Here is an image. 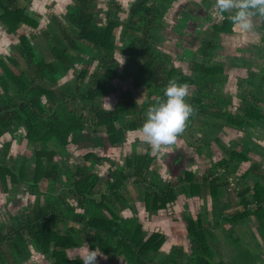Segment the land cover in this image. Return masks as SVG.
<instances>
[{
  "label": "trees",
  "instance_id": "trees-1",
  "mask_svg": "<svg viewBox=\"0 0 264 264\" xmlns=\"http://www.w3.org/2000/svg\"><path fill=\"white\" fill-rule=\"evenodd\" d=\"M20 1L27 0H0V26L9 34H16L23 25L38 26L35 19L25 14ZM173 2L135 1L127 20L121 22L126 48L120 50L128 59L124 75L119 73L115 58L117 13L111 15L107 25H99L95 15L97 0H73L69 21L75 32L61 23L54 25L62 32L66 47L61 50L54 46L52 61L43 57L33 45L31 35L23 31L19 33L14 54L0 56V139L14 136L19 140V150L25 147L30 152L6 160L9 146L4 145L0 151L1 189L8 192L9 181L25 182L30 194L37 193L45 200L35 210L23 214L16 224L6 223L4 230L0 229V264H23L30 246L46 256L50 264H81L68 251L85 244L109 260L123 257L127 264H156L165 236L153 234L144 241L142 225L136 218H123L114 212L117 202L126 207L121 190L130 179H134L138 191L143 190L145 208L150 214L174 206L178 199L184 201L188 211L189 200L211 199L209 209L201 205L190 218L186 215L182 218L192 242L193 258L181 251L179 241L164 264H220L212 260L215 253L211 243L216 231L221 230L227 241L238 245L241 238L235 235V227L249 219L264 241V174L258 173V177L254 166L237 174L238 165L250 160L251 150L234 145L229 160L219 161L201 176L186 170L180 156L179 160H183L180 163H169L168 180L158 173L152 150L135 155L114 169L105 164L110 158L96 151L111 152L126 142L128 133L140 131L147 112L164 99V89L170 82L186 84L187 90L196 93L185 98L193 113L184 129L203 123L213 125L215 130L241 132L247 122L264 124L260 111L263 105L257 99H252V106L242 117L230 111L229 102H225L218 89L225 79L221 78L224 76L221 66L214 63L216 42L221 34L233 33L232 13H224L222 24L212 27V39L202 47V63L195 62L193 75L187 76L175 69L168 55L155 44ZM252 17H259L260 29L264 31V16ZM76 61L84 67L78 73L81 79L87 77L88 67L96 61L101 73L92 77L86 91L70 85L57 88ZM116 80L121 82L120 88L114 86ZM132 89L145 90L142 105L134 98ZM254 93L258 91L248 92ZM109 99H117L114 110L104 108ZM73 153L82 155L83 162L68 165ZM99 169L104 177L99 175ZM220 169H224L223 175L215 177ZM150 176L157 182L150 180ZM249 176L254 181L252 187L245 184L237 189V182L233 184L232 180L243 181ZM56 185L65 187L61 195L55 194ZM103 186L108 192L102 193L99 201L95 195ZM232 188L239 197L238 203L231 204L228 195ZM70 198L76 200L83 212L77 213ZM239 206L241 211L234 210ZM205 217H212L215 225L209 224ZM70 224L73 226L66 228ZM235 257L232 264H255L259 258L247 252Z\"/></svg>",
  "mask_w": 264,
  "mask_h": 264
},
{
  "label": "rangeland",
  "instance_id": "rangeland-1",
  "mask_svg": "<svg viewBox=\"0 0 264 264\" xmlns=\"http://www.w3.org/2000/svg\"><path fill=\"white\" fill-rule=\"evenodd\" d=\"M135 1L97 0L95 15L99 25H107L111 20V15L113 17L114 13H117V18L114 20L118 22L115 29V39L118 47L115 58L119 63L118 71L122 75L126 71L128 59L120 50V48L123 49L126 46V42L122 37L123 25L121 22L127 20ZM215 3L216 0H174L166 12L165 24L163 29L157 33L155 44L164 54L168 55L172 66L184 75H193V64L195 62L202 63L203 60L200 56L202 47L212 39V27L222 24L224 17L223 14H218ZM20 6L24 8L25 14H28L38 23L37 28L23 25L20 31L31 35L33 45L46 60L52 61L54 59L52 53L54 46L61 50L66 47L62 32L55 29L54 25L61 23L68 27L71 32H75L69 21V8L73 6V0H27L25 2L20 1ZM228 13H232V10H229ZM252 22V30L243 36H237L235 33L221 34L216 42L218 50L215 52L214 59V63L217 66H221L224 73V76H221V78L225 79V83L218 88L221 96L226 103L229 102L231 106V108L229 107L230 111L242 117L244 116L243 112L252 106L253 98L257 99L260 102L259 104L264 106V31L260 29L259 17H252ZM20 31L16 34H9L0 26V56L14 54L15 48L18 46ZM70 53L74 56L77 55L72 50H70ZM83 68L79 61L74 62L70 66L68 74L62 78L57 88L70 85L73 88L78 86L80 91L88 90L92 77L96 73H101V69L96 61L88 67L87 77L81 79L78 73ZM128 84L130 86L129 78ZM121 85V82L118 80L114 82L115 87L120 88ZM254 89L258 93L249 95L248 92ZM132 91L136 101L139 105H142L145 102V90L135 91L132 89ZM187 91L188 95L186 97L196 95L193 91ZM116 100L109 99L105 101L104 108L114 110L116 108ZM215 104L217 105V102ZM260 111L262 112V109ZM216 124L220 125V123ZM246 124L247 126L243 127L241 132H229L215 130L213 125L198 123L184 129L182 133L177 135L173 144L161 146L159 150L145 143L141 131H136L128 133L126 142L113 148L111 152L101 154L103 150L96 149V151L100 152L102 157L110 158V161L105 164L112 166L114 169L115 165H123L127 160H132L135 155L147 154L149 150H152L151 155L156 159L158 173L164 180H168L170 178L168 165L170 162L180 163L183 161L179 160L180 156L184 158L183 166L185 167L186 163V170L197 176H201L205 173V170H210L213 165H218L219 161L223 159L229 160L233 146L237 145L252 151L249 154L250 160L238 165L237 174L243 173L251 166H254L256 175L258 173L264 174V124L261 122L256 127L253 126V122H247ZM4 145L9 146L6 160L8 158L15 159L20 153L30 154L25 147L19 150V140L14 136L5 135L2 137L0 139V151H2ZM81 156L79 153H73L68 165L83 162ZM32 167L33 165L29 163V168ZM99 170V175L104 177V172L101 169ZM223 173L224 169H220L215 177H221ZM28 178H31V173L28 174ZM151 179L157 182L152 176H150ZM232 181L233 184L237 182V185L235 184L237 189H241L245 184L252 187L254 182L252 176L243 181L239 179ZM7 188L8 192H2L0 185L1 230H4L3 228L6 223L16 224V220H21L24 216L23 214L35 210L39 203L45 201L41 195L37 193L30 194L28 192V183L19 182L18 184H14L9 181L7 182ZM64 188L63 186L56 185L57 191L55 194L61 195ZM121 191L127 200L126 207L122 208L121 203L117 202L114 212L123 218H136L142 225L144 241L148 240L153 234L165 236V243L161 246L159 256L155 260L156 264H164L171 254L173 247L179 241H182L181 251L186 256L193 258L192 242L188 236L186 222L182 218L185 215L190 218L191 214L193 215L198 212L201 205L207 206L209 209L211 206L210 198H201L196 201L193 199L189 200V211L186 209L184 201L178 199L174 206H169L167 209L150 214V211H147L145 208L143 190L140 189L138 191V188L134 184V179L128 180L126 187ZM107 192L106 186H103L95 196L101 201L102 193L106 194ZM230 193L228 196L231 198V204L233 202L238 203L239 197L236 191H233L232 188ZM11 199L13 200L11 201ZM224 199L225 196H222L221 201L224 202ZM69 202L77 209V213L83 212V208H81L75 199L70 198ZM234 210L241 211L242 209L239 206ZM228 211H232V209ZM207 220L209 224L215 225L212 217H208ZM249 220L235 227V235L241 238L238 245L234 246L227 241L221 230L216 231L214 240L211 243L215 253L212 259L214 262L232 264L235 256L237 258L239 254L247 252L250 255L257 254L259 258L255 261V264H264V241ZM71 226L73 225L70 224L66 228ZM59 228H64V226L59 225ZM85 245L69 250V255L73 256L74 259H80V255L84 249L89 248V246ZM5 249L11 253L8 246H5ZM28 250L29 256L27 260L23 261V264L51 263L46 256L40 254L31 246ZM99 254L97 256V264H127L123 257L109 260L101 253Z\"/></svg>",
  "mask_w": 264,
  "mask_h": 264
},
{
  "label": "clouds",
  "instance_id": "clouds-1",
  "mask_svg": "<svg viewBox=\"0 0 264 264\" xmlns=\"http://www.w3.org/2000/svg\"><path fill=\"white\" fill-rule=\"evenodd\" d=\"M215 6L220 15L232 10L231 28L237 36L252 30L254 14L264 16V0H216ZM163 95L164 99L149 109L140 129L144 142L156 150L173 144L193 113L192 105L185 99L186 84L170 82ZM98 255L95 248H85L80 255L81 264H97Z\"/></svg>",
  "mask_w": 264,
  "mask_h": 264
},
{
  "label": "crops",
  "instance_id": "crops-1",
  "mask_svg": "<svg viewBox=\"0 0 264 264\" xmlns=\"http://www.w3.org/2000/svg\"><path fill=\"white\" fill-rule=\"evenodd\" d=\"M5 55H7V54H5ZM9 55H11V54H8L7 56H9ZM263 108H262V113L264 114V106H262ZM235 114V113H234ZM253 126H257V125H253ZM224 127V126H223ZM223 131H229V132H233V131H231V130H229V129H224L223 128Z\"/></svg>",
  "mask_w": 264,
  "mask_h": 264
}]
</instances>
